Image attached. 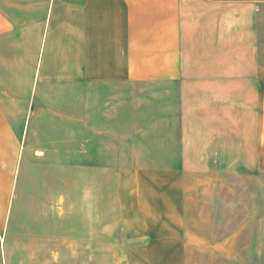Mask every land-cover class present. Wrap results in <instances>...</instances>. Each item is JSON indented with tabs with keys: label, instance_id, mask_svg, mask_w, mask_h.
<instances>
[{
	"label": "crops",
	"instance_id": "obj_1",
	"mask_svg": "<svg viewBox=\"0 0 264 264\" xmlns=\"http://www.w3.org/2000/svg\"><path fill=\"white\" fill-rule=\"evenodd\" d=\"M263 24L264 0H0V201L10 199L22 142L38 129L37 106L56 104L59 88L118 90L108 99L116 114L123 87L158 86L168 116L176 84L182 167L147 169L122 219L141 259L175 262L196 225L187 186L212 181L186 174L212 169L218 152L227 170L264 169ZM141 103L129 97L133 112Z\"/></svg>",
	"mask_w": 264,
	"mask_h": 264
},
{
	"label": "rangeland",
	"instance_id": "obj_2",
	"mask_svg": "<svg viewBox=\"0 0 264 264\" xmlns=\"http://www.w3.org/2000/svg\"><path fill=\"white\" fill-rule=\"evenodd\" d=\"M166 91L123 87L115 114L108 99L118 90L71 84L51 93L56 104L37 106L38 129L22 142L10 199L0 201V264H264V169L227 170L219 152L212 169L186 174L212 181L187 186L188 219L196 225L175 262L168 254L146 262L129 247L123 209L144 193L139 180L147 169L182 167L176 84L168 116L161 111ZM134 95L142 102L137 113Z\"/></svg>",
	"mask_w": 264,
	"mask_h": 264
}]
</instances>
